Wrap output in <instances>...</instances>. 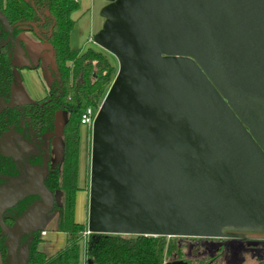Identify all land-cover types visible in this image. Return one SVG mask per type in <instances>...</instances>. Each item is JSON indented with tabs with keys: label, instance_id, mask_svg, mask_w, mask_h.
Masks as SVG:
<instances>
[{
	"label": "water",
	"instance_id": "95a60500",
	"mask_svg": "<svg viewBox=\"0 0 264 264\" xmlns=\"http://www.w3.org/2000/svg\"><path fill=\"white\" fill-rule=\"evenodd\" d=\"M101 16L93 40L119 67L91 127L88 233L247 238L254 257L264 247V0H112ZM52 47L25 54L17 40L12 64L37 67ZM43 176L31 185L41 199L3 227L7 264H18L23 234L45 231Z\"/></svg>",
	"mask_w": 264,
	"mask_h": 264
},
{
	"label": "trees",
	"instance_id": "16d2710c",
	"mask_svg": "<svg viewBox=\"0 0 264 264\" xmlns=\"http://www.w3.org/2000/svg\"><path fill=\"white\" fill-rule=\"evenodd\" d=\"M0 8L12 23L41 21L39 29L50 33L54 64L51 69L49 93L31 105L42 114L44 130L54 126L58 111L66 112L63 125L64 159L60 188L65 192L59 205L57 230L66 233L65 245L53 254L38 248L41 241L28 246V264H79L80 241L87 223L76 219L81 118L90 107L98 108L116 75V67L102 48L85 49L71 46V32L80 8L79 0H0ZM51 29V30H50ZM18 68L11 63L8 48L0 49V97L8 99ZM14 108L7 112L8 121L17 119ZM164 235L88 233L86 255L88 264H164L181 254L178 242Z\"/></svg>",
	"mask_w": 264,
	"mask_h": 264
},
{
	"label": "flooded vegetation",
	"instance_id": "af4514ba",
	"mask_svg": "<svg viewBox=\"0 0 264 264\" xmlns=\"http://www.w3.org/2000/svg\"><path fill=\"white\" fill-rule=\"evenodd\" d=\"M0 11L5 14L1 8ZM9 22L11 29H7L0 18V49L8 48L11 63L17 40L25 54L31 52L36 44L50 42V33H47L46 29H39L42 20L31 22V24L12 23L10 20ZM33 23H36L37 29ZM28 31L36 36L33 42L24 38V33ZM44 51L47 55L40 58V64L37 67H18L12 64L18 69L10 96L8 99L0 97V124L3 119L8 121L7 112L10 109L14 108L18 111L14 117L17 120L11 124L6 123L0 132V248L5 264H7L8 256L4 245L6 234L3 227L13 225L32 203L41 199L39 194L31 192V185L39 176L44 175L43 182L53 194V207L47 217L52 218L58 215L59 205L63 202L65 195L64 190L60 188L64 159L63 132L61 145L56 144L59 138L57 122L60 111L56 114L53 128L44 130V117L39 114V119L36 120L35 111L38 109L31 105L49 93L45 69H43V81L47 84V93L44 97L36 100L28 98L29 96H26L18 86L24 81L22 71L25 68L38 69L46 58L52 61L53 47ZM51 61L49 69L52 66ZM18 77L22 82L17 80ZM3 136L4 140L1 139ZM43 233L40 230H32L23 234L20 239L21 254H19L18 264H22V250L28 249L30 243L37 238L42 241ZM227 240V238L183 236L178 240L181 254L177 259L188 261L190 264H264V258L257 257L258 255L264 257V247L260 246L258 250H253L251 254L255 256L251 257L250 254L243 252L247 247V238L234 239L228 246L222 245Z\"/></svg>",
	"mask_w": 264,
	"mask_h": 264
},
{
	"label": "rangeland",
	"instance_id": "374dc122",
	"mask_svg": "<svg viewBox=\"0 0 264 264\" xmlns=\"http://www.w3.org/2000/svg\"><path fill=\"white\" fill-rule=\"evenodd\" d=\"M112 0H95V11L92 12L91 15H87L83 17L81 20L75 23V26L72 31L73 37V47L77 48L78 44L82 45L86 39H88V29L98 30L101 29L104 23V17L101 16V9L97 8L101 3H104L103 6L107 5ZM99 9V10H98ZM95 34V33H94ZM24 38L34 41L36 36L34 33L28 31L24 33ZM93 37H90L88 44L92 48H101L98 46ZM103 49V48H102ZM34 50V49H33ZM106 51V50H105ZM109 58L112 60L116 67V71H118V60L117 58L110 52L106 51ZM47 55V54H46ZM47 59V58H46ZM44 59L41 63V66L38 69H28L25 68L23 70L24 81L23 84L18 85L21 88L22 92L28 96L30 95L33 100L42 98L47 93V84L43 81V69H45L46 73H50L49 63L50 59ZM52 64H54V60L52 58ZM117 73V72H116ZM18 81H21L18 77ZM22 82V81H21ZM27 90L28 92H24ZM30 96L28 98H30ZM57 127L59 130V138L58 143L61 145L62 143V126L64 122V117L66 116L64 111L59 112ZM91 141H92V128L87 127L85 125H81L80 130V153H79V173H78V182L81 187L80 192L77 194V210L76 215L78 220H88V207H89V186H90V166H91ZM53 215V213L51 214ZM183 236H168V240H174L178 242V240Z\"/></svg>",
	"mask_w": 264,
	"mask_h": 264
},
{
	"label": "crops",
	"instance_id": "0c3cea01",
	"mask_svg": "<svg viewBox=\"0 0 264 264\" xmlns=\"http://www.w3.org/2000/svg\"><path fill=\"white\" fill-rule=\"evenodd\" d=\"M79 2H80V8L73 13V17H74V19H77V21L81 20L83 17H85L87 15H91L92 12H94L96 9L95 0H79ZM103 5H104V3H101L99 6H97V8L100 9L103 7ZM98 30L88 29V31H87L88 36H89L88 39H86V41L82 45L78 44L77 46H79V47H77V48H82V49L87 48L89 46L88 41H89L90 37H93L94 33H96ZM72 41H73V37H72V32H71L70 43H71V46L73 47ZM20 86H21V84H20ZM24 92L27 93L28 91L25 90ZM28 96H30V95H28ZM76 210H77V204H76ZM57 217H58V215H55L52 218H51V216H48L46 218V220H45V232L43 233V239H42L41 243H39V245H38V248L40 250L46 252L47 254L55 253L58 249L62 248L66 243V233L57 230ZM76 219L78 220L77 215H76ZM78 221L83 222V223H85V222L87 223V220H78ZM87 237H88V233H86L85 236L83 237V239L80 241L81 254H80V263L79 264H88L87 255H86Z\"/></svg>",
	"mask_w": 264,
	"mask_h": 264
},
{
	"label": "built area",
	"instance_id": "2783aa9c",
	"mask_svg": "<svg viewBox=\"0 0 264 264\" xmlns=\"http://www.w3.org/2000/svg\"><path fill=\"white\" fill-rule=\"evenodd\" d=\"M98 109H99V107L98 108H94V107L88 108L81 118V125H85L87 127H92V124H93V121L95 119V116L97 114ZM43 232H45V231H43ZM86 233H88V231H86Z\"/></svg>",
	"mask_w": 264,
	"mask_h": 264
}]
</instances>
